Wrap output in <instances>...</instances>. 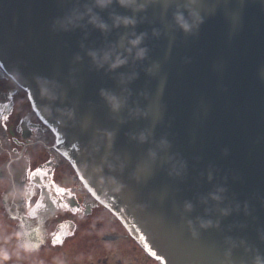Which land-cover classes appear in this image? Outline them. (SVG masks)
<instances>
[{"label": "water", "instance_id": "obj_1", "mask_svg": "<svg viewBox=\"0 0 264 264\" xmlns=\"http://www.w3.org/2000/svg\"><path fill=\"white\" fill-rule=\"evenodd\" d=\"M0 63L161 264H264V0H0Z\"/></svg>", "mask_w": 264, "mask_h": 264}, {"label": "flooded vegetation", "instance_id": "obj_2", "mask_svg": "<svg viewBox=\"0 0 264 264\" xmlns=\"http://www.w3.org/2000/svg\"><path fill=\"white\" fill-rule=\"evenodd\" d=\"M0 213L6 250L19 252L6 264H155L86 191L1 66Z\"/></svg>", "mask_w": 264, "mask_h": 264}, {"label": "clouds", "instance_id": "obj_3", "mask_svg": "<svg viewBox=\"0 0 264 264\" xmlns=\"http://www.w3.org/2000/svg\"><path fill=\"white\" fill-rule=\"evenodd\" d=\"M134 2H135V0H119V3H120V5L122 7H130ZM110 3H111V0H95L96 6L97 7H100V8H104V7L108 6ZM90 11L91 10H89V12ZM80 18L81 17H78V16H70V17H67V18H65L64 21H62L60 23V27L61 28H64V29H67L69 27H74V26H76V23H77V21ZM198 22H199L198 20L195 21V23H198ZM89 23L96 24V17H92L89 20ZM116 23H118V24L119 23H123L125 25H128V24L134 23V21H132L130 19H127V18H124L123 20H121L120 18H117L116 19ZM175 23L177 24V26L181 30H183L185 32L189 31L190 28L194 26V24L193 25H190L189 23H187L184 20L183 16L182 15H179V14H177L175 16ZM97 27L103 29V28H105V25H103L101 23V24H97ZM140 40H141V37H137V39L130 41L131 47L132 48H135L137 45H139ZM89 55L92 57L93 62L94 63H97L98 67H102L104 63H107L108 62L111 53H105V54H103V56L100 57L99 60H97V55L95 53H90ZM143 55H144V50L141 49V50H139L136 53V58H142ZM124 63H125V61L124 60H121L117 56L116 59H115V61L113 63H111L109 65V67L111 69H114V68L119 67L120 65H122ZM41 93H42V95H48V89L45 88V87H42L41 88ZM102 95H103V93H102ZM107 100L112 105V107H113L114 110L119 107V104L116 102L115 98L109 96V97H107ZM204 226H206V225H202V227H204ZM257 264H259V261H257Z\"/></svg>", "mask_w": 264, "mask_h": 264}, {"label": "rangeland", "instance_id": "obj_4", "mask_svg": "<svg viewBox=\"0 0 264 264\" xmlns=\"http://www.w3.org/2000/svg\"><path fill=\"white\" fill-rule=\"evenodd\" d=\"M10 228H11V225H9V223L6 222V219L0 216V264H6V251L9 252L11 261L14 258H17L18 253H19L16 250L15 246H13V244L10 247L7 246V250H6V229H10ZM8 235L10 236V239L12 240V243H13V238H12L13 235L11 234H8Z\"/></svg>", "mask_w": 264, "mask_h": 264}, {"label": "snow or ice", "instance_id": "obj_5", "mask_svg": "<svg viewBox=\"0 0 264 264\" xmlns=\"http://www.w3.org/2000/svg\"><path fill=\"white\" fill-rule=\"evenodd\" d=\"M59 240H60V238H57V239H56V241H59Z\"/></svg>", "mask_w": 264, "mask_h": 264}]
</instances>
